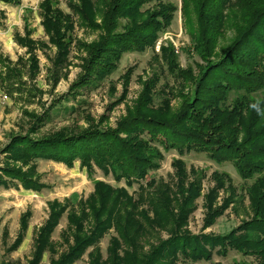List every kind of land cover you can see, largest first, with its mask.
<instances>
[{"label":"rangeland","instance_id":"1","mask_svg":"<svg viewBox=\"0 0 264 264\" xmlns=\"http://www.w3.org/2000/svg\"><path fill=\"white\" fill-rule=\"evenodd\" d=\"M50 1L66 15L73 14L70 3L77 4V0ZM196 1L188 0L182 13L181 0H175L178 10L154 49L124 53L110 75L95 81L93 88L77 90H72V86L84 75L90 57L87 47L98 46L101 33L73 14L66 54L59 56V63L54 66L57 50L49 43L42 26L40 4L43 0H20L18 6L0 3V11L6 18L0 27V69L4 62L20 72L19 79L11 84L15 89L20 83L18 92L11 90L10 85L3 88L0 84V167L6 157L2 151L15 134L32 133V137L41 138L59 132L78 133L96 126L115 129L135 111L144 82L153 76L158 77L153 107L158 109L166 97L170 113H178L187 97H192L191 81L206 65L197 56L192 42L199 27ZM218 1L226 4L215 58L222 55V48L235 37L232 26L239 23L245 4L244 0ZM209 2L216 7L213 0ZM94 20L100 23L99 19ZM164 35L168 36L166 40ZM18 37L35 42L32 53L38 70L34 77L30 75V53L27 46L20 45ZM179 72L186 75V80L179 78ZM198 127L205 131L201 125ZM155 147L162 155L159 169L139 182L115 181L111 174L104 175L94 166L93 172L87 173L80 162L69 168L52 161H35L36 175L45 185L40 192L0 188V264H28L36 233L48 218V204L69 201L76 209L79 200L86 202L94 194L97 181L113 188V192L105 194L107 197L101 205L94 206L99 215L93 218L94 214L89 212V220H83L82 225L90 241L96 233H103L97 243L91 242L78 259H69L67 264H91L90 256L96 250L99 263L106 262L114 248L123 258L130 252L125 239L135 243L139 259L140 254H150L174 235L220 236L253 220L248 192L252 180L242 179L232 163L213 161L205 153H180L176 148ZM163 208L167 209L163 211ZM23 217L24 231L21 229ZM75 235L76 229L69 226L65 213L51 236L56 252L46 251L39 264H56L75 245ZM19 236L21 242L17 244ZM193 245L187 244L184 251L189 252ZM181 258L177 254L176 258L163 259L160 264H257L253 257L234 251H228L226 256L212 252L209 261L191 263Z\"/></svg>","mask_w":264,"mask_h":264},{"label":"trees","instance_id":"2","mask_svg":"<svg viewBox=\"0 0 264 264\" xmlns=\"http://www.w3.org/2000/svg\"><path fill=\"white\" fill-rule=\"evenodd\" d=\"M174 1L77 0V4L70 3L73 14L101 33L99 45L87 47L90 57L84 67V75L74 83L72 90L93 88L95 81L103 80L116 69L124 53L154 49L178 10ZM209 1H196L195 16L199 27H196L198 33L192 39L197 56L206 65L191 81L192 97H187L178 113H170L166 97L158 109L153 107L158 83V77L153 76L144 82L135 111L120 121L115 129L96 126L78 133L59 132L41 138L32 137V133L15 134L2 151L6 157L0 167V188L40 192L45 185L36 175L34 163L37 160L52 161L69 168L80 162L87 173H92L94 166L104 175L111 174L118 182L144 181L150 172L159 169L162 155L156 145L165 150L176 148L180 153H205L213 161L232 163L242 179L252 180L248 192L254 218L225 235L200 238L174 235L150 254H140L139 259L135 243L130 244L125 239L130 252L127 251L123 258L114 248L107 261L99 263L96 250L90 256L91 264H160L161 260L176 258L177 254H181L182 261L193 263L209 261L212 252L226 256L228 251L253 257L257 264H264V0H244L242 17L232 26L236 35L228 46L222 48V55L218 58H215V51L219 48L216 41L222 31V11L226 3L213 0L216 6L213 8ZM187 2L181 0L182 13ZM0 3L18 6L20 0H0ZM73 14L66 15L50 0H43L40 4L42 26L49 43L57 50L54 66L58 65L59 56L66 54L69 45L66 39L73 29ZM94 18L100 23L97 24ZM5 19L4 12L0 11V27ZM18 42L27 46L30 75L34 77L38 70L32 53L35 42L23 38ZM5 65L4 62L1 65L0 84L3 88L8 85L11 88L15 79H19L20 72ZM182 74L179 72V78L186 80V75ZM19 85L11 90H19ZM198 125L205 131L197 128ZM178 175L181 179V171ZM112 190L97 181L94 194L86 202L79 200L76 209L69 201L50 202L48 218L36 233L32 259L28 264H39L46 251L56 252L51 236L65 213L69 226L76 229L75 240L73 238L76 243L56 264L78 259L86 246L91 242L93 245L97 243L95 241L103 231L96 233L90 241L83 230V220H89V212L94 214L93 218L97 216L99 210L94 211V206L101 205L103 198L107 197L105 194ZM25 228L23 217L21 229L24 231ZM20 242L21 236L16 243ZM191 243L193 248L185 252L187 244Z\"/></svg>","mask_w":264,"mask_h":264},{"label":"built area","instance_id":"3","mask_svg":"<svg viewBox=\"0 0 264 264\" xmlns=\"http://www.w3.org/2000/svg\"><path fill=\"white\" fill-rule=\"evenodd\" d=\"M166 36H167V35H164L163 39H165V40H166ZM167 37H168V36H167Z\"/></svg>","mask_w":264,"mask_h":264},{"label":"crops","instance_id":"4","mask_svg":"<svg viewBox=\"0 0 264 264\" xmlns=\"http://www.w3.org/2000/svg\"><path fill=\"white\" fill-rule=\"evenodd\" d=\"M1 4H3V3H1ZM3 5H5V4H3ZM7 6V5H6Z\"/></svg>","mask_w":264,"mask_h":264}]
</instances>
